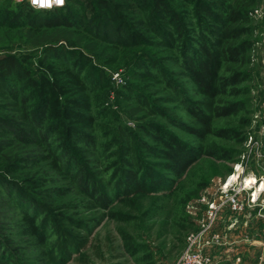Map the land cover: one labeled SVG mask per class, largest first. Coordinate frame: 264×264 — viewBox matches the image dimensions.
<instances>
[{
    "label": "rangeland",
    "instance_id": "1",
    "mask_svg": "<svg viewBox=\"0 0 264 264\" xmlns=\"http://www.w3.org/2000/svg\"><path fill=\"white\" fill-rule=\"evenodd\" d=\"M119 1L122 8L118 14L136 35L135 46L107 44L81 30L86 42L95 41L102 54L107 55L104 56L107 59H102L88 54L96 71H101L108 80L109 89L88 83L87 71L81 75L76 73L71 68L73 62L64 64L47 56L44 46L28 45L21 37V28L0 26V55L11 53L26 58L27 68L38 84L52 85L50 90L42 89L43 94L51 96V101L45 116L39 119L41 141L35 142L29 137L20 139L0 128V175L15 183L0 186V264H51L44 247L27 233L28 220L32 217L38 224L47 212L61 219L71 232L88 240L87 247L74 252L64 264H175L188 234L198 229L206 203L219 197L225 205L213 228L220 238L209 246L210 264H264V122L260 117L264 84V0H252V5L247 7L255 43L251 65L240 67L250 72L251 78L240 88H247L249 92L222 95L217 102V106L230 101L242 102L243 108L230 115L216 116L212 121L214 129L231 130L234 134L230 137L210 134L201 142L171 125L166 118L132 116L115 94L116 90L127 92L125 86H130L150 98L170 96L173 101L162 106L172 108L184 124L195 126L193 116L178 99L180 95L193 104L203 97L186 68L194 63L199 49L200 23L192 0H166L172 14L155 19L150 5L137 4L142 0ZM91 2L83 0L78 10L85 19L94 16L92 7H88ZM149 2L146 0V5ZM5 3L0 0L3 11L7 10ZM143 54L156 60L177 90L169 89L154 73L143 77L133 74V63ZM20 95L29 96V90ZM35 103V99L28 100L27 108L32 110ZM0 116L23 128L17 116L2 103ZM151 121L187 144L224 148L235 157L224 160L204 154L173 191L138 198L132 207L115 201L112 178L118 164L117 127L125 125L134 131L136 138L154 146L153 139L138 129ZM65 125L71 130H66ZM79 135H87L90 144L78 142ZM143 161L151 165L156 159L144 157ZM232 173V179L236 173L239 175L235 185L241 186L245 180V189L238 196L243 204L239 212L231 211L226 204L227 197L220 193V184ZM251 178L256 179L255 186L247 188ZM89 181L97 184V191L87 187ZM18 187L23 190V197L18 196ZM252 192L255 199L250 201ZM99 194L110 200L107 207L97 200ZM45 205L51 210L44 211ZM113 211L128 213L129 219H113L110 217ZM50 230L48 226V241L53 242L55 236ZM123 234L139 246L137 253L127 252ZM145 254L150 255L148 261L141 259Z\"/></svg>",
    "mask_w": 264,
    "mask_h": 264
},
{
    "label": "trees",
    "instance_id": "2",
    "mask_svg": "<svg viewBox=\"0 0 264 264\" xmlns=\"http://www.w3.org/2000/svg\"><path fill=\"white\" fill-rule=\"evenodd\" d=\"M3 1L6 2L7 10L0 9V26L7 24L21 28V37L28 45L44 46L47 56L56 61L64 64L73 62L72 70L80 75L84 70L87 71L85 76L87 82L97 88L109 89L110 84L104 74L101 71L97 72L93 67L91 56L88 54L102 59H107L104 58L107 55L102 54L95 41L86 42L81 30L93 39L107 44L131 48L137 43L136 35L128 30L127 21L118 14L122 8L119 0H92L88 7H92L94 16L89 19H85L78 12L83 0H65L62 7L47 10L34 9L25 2ZM137 4L150 5L154 19L156 16L170 17L172 14L166 0H150L148 5L146 0H142ZM192 4L200 23V31L197 32L199 49L194 56V63L186 65V68L203 97L193 104L179 97L180 95L178 99L186 105V109L193 116L195 126L184 124L176 118L172 108L162 106V103L173 101L174 98L170 96L163 99L150 98L130 86H125L127 92L116 90L115 94L132 116L140 117L141 114L143 115L141 117L166 118L171 125L189 132L199 142L210 134L230 137L233 133L231 130L214 129L212 121L216 116L230 115L243 108L242 102L234 101L217 106V102H220L219 96H238L249 92L247 88H240V85L250 80L251 74L240 70V67L251 65L253 61L254 30L247 11V7L252 5V0H192ZM132 67L134 69L132 72L137 77L152 76L154 73L169 89H178L161 70L156 60L146 54L137 58ZM43 88L50 90L52 85L38 84L27 68L26 58H19L11 53L0 55V103L14 113L23 125L22 128L0 116V128L20 139L29 137L32 141H41L39 119L45 116L51 101L48 93L43 94ZM26 90H29V96H21L20 94ZM31 99H35L36 103L33 109L29 110L27 101ZM65 126L66 130H71L68 128L69 125ZM139 127L140 131L153 139L154 146L136 138L134 131L125 125H118V135L115 138L118 145L115 152L118 164H115L116 170L112 178L113 193L115 201H122L131 207L133 201L138 198L173 191L177 182L204 154L211 157L219 156L224 160L235 157V154L224 148L215 146L205 148L187 144L172 134L163 132L156 122H146ZM76 139L78 142L90 144L87 135L76 136ZM144 157H152L156 162L147 164L143 161ZM12 184L15 183L0 175V186L7 187ZM86 185L97 191V184L94 182L89 181ZM17 191L18 196L23 197V190L18 187ZM97 200L104 207L110 203L104 194H99ZM43 209L51 210L48 205ZM128 215L118 211L110 213V217L118 221H126L129 219ZM28 221L27 233L44 247L51 264H64L74 252H80L87 247L86 238H80L71 232L63 225L61 219L51 216L49 212L38 224L32 217ZM48 226L51 227V235L55 236L53 242L48 241ZM122 236L127 252L137 253L139 246L133 244L128 236L124 234ZM141 259L148 261L150 255L145 254Z\"/></svg>",
    "mask_w": 264,
    "mask_h": 264
},
{
    "label": "built area",
    "instance_id": "3",
    "mask_svg": "<svg viewBox=\"0 0 264 264\" xmlns=\"http://www.w3.org/2000/svg\"><path fill=\"white\" fill-rule=\"evenodd\" d=\"M14 3H28L32 8L37 10H47L56 7H62L65 0H12ZM117 75V74H116ZM260 117L264 122V84L263 94L260 104ZM236 171V170H235ZM220 184V193L227 197V205L231 211L239 212L243 209L242 201L239 199L240 190L244 188V181L240 184H236L239 177L236 173V178L232 179V175ZM255 192H252L249 196V200L255 199ZM257 195V194H256ZM224 200L219 197L206 203L207 207L201 219L199 220L198 229L195 232L188 234L185 246L181 251L178 260L175 264H210L211 257L209 255V246L218 241L220 234L213 231L216 219L219 212H221L225 203Z\"/></svg>",
    "mask_w": 264,
    "mask_h": 264
},
{
    "label": "bare ground",
    "instance_id": "4",
    "mask_svg": "<svg viewBox=\"0 0 264 264\" xmlns=\"http://www.w3.org/2000/svg\"><path fill=\"white\" fill-rule=\"evenodd\" d=\"M256 179L255 178H251L250 180L247 181V188L252 187L253 185L255 186V182Z\"/></svg>",
    "mask_w": 264,
    "mask_h": 264
}]
</instances>
